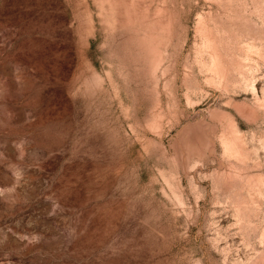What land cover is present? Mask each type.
Listing matches in <instances>:
<instances>
[{
    "label": "rangeland",
    "instance_id": "rangeland-1",
    "mask_svg": "<svg viewBox=\"0 0 264 264\" xmlns=\"http://www.w3.org/2000/svg\"><path fill=\"white\" fill-rule=\"evenodd\" d=\"M0 264H264V0H0Z\"/></svg>",
    "mask_w": 264,
    "mask_h": 264
}]
</instances>
